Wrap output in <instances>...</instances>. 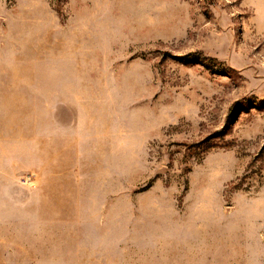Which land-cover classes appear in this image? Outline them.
I'll return each instance as SVG.
<instances>
[{"label": "rangeland", "instance_id": "1", "mask_svg": "<svg viewBox=\"0 0 264 264\" xmlns=\"http://www.w3.org/2000/svg\"><path fill=\"white\" fill-rule=\"evenodd\" d=\"M0 264H264V0H0Z\"/></svg>", "mask_w": 264, "mask_h": 264}]
</instances>
